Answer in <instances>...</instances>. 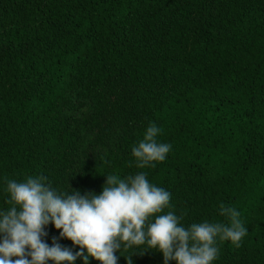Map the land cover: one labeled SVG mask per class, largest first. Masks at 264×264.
<instances>
[{
  "label": "trees",
  "instance_id": "trees-1",
  "mask_svg": "<svg viewBox=\"0 0 264 264\" xmlns=\"http://www.w3.org/2000/svg\"><path fill=\"white\" fill-rule=\"evenodd\" d=\"M152 123L171 149L139 168ZM140 172L185 228L227 223L221 204L241 213L240 247L217 238L212 264H264V0H0V213L8 180L94 195ZM115 254L164 264L147 244Z\"/></svg>",
  "mask_w": 264,
  "mask_h": 264
},
{
  "label": "clouds",
  "instance_id": "clouds-1",
  "mask_svg": "<svg viewBox=\"0 0 264 264\" xmlns=\"http://www.w3.org/2000/svg\"><path fill=\"white\" fill-rule=\"evenodd\" d=\"M160 132L152 123L132 148L137 167L155 166L154 162L166 159L171 145L157 141ZM46 179L29 176L25 182L8 180V203L13 206L0 213V233L4 234L0 264H47L49 260L74 264L77 257L88 264L90 256L101 264H118L115 253L122 245L131 248L145 244L163 253L164 264L171 260L177 264H212L219 253L217 238L240 247L247 234L241 213L223 204L220 214L227 223L205 221L185 228L174 213L160 214L169 205L170 193L150 183L144 172L126 179L107 175L102 192L94 195L79 191L60 195L45 184ZM150 217H155L154 222ZM49 223L82 250L74 254L59 243H45L42 237L47 235L45 226ZM85 248L88 255H84ZM127 259L132 264L131 257Z\"/></svg>",
  "mask_w": 264,
  "mask_h": 264
}]
</instances>
